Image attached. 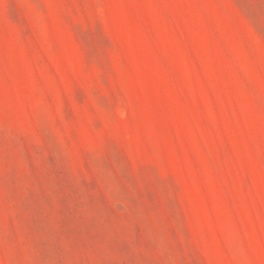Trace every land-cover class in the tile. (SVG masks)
Wrapping results in <instances>:
<instances>
[{"label":"rangeland","instance_id":"1","mask_svg":"<svg viewBox=\"0 0 264 264\" xmlns=\"http://www.w3.org/2000/svg\"><path fill=\"white\" fill-rule=\"evenodd\" d=\"M0 264H264V0H0Z\"/></svg>","mask_w":264,"mask_h":264}]
</instances>
